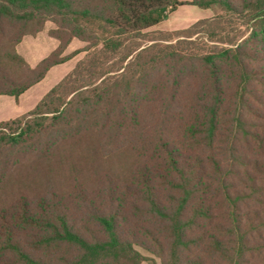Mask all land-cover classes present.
I'll list each match as a JSON object with an SVG mask.
<instances>
[{"label":"trees","instance_id":"trees-1","mask_svg":"<svg viewBox=\"0 0 264 264\" xmlns=\"http://www.w3.org/2000/svg\"><path fill=\"white\" fill-rule=\"evenodd\" d=\"M187 3L241 38L154 43L104 73L95 54L0 120V264H142L139 247L264 264V0H0V95L69 60L73 38L116 52ZM48 20L59 43L32 66L16 44Z\"/></svg>","mask_w":264,"mask_h":264},{"label":"rangeland","instance_id":"rangeland-1","mask_svg":"<svg viewBox=\"0 0 264 264\" xmlns=\"http://www.w3.org/2000/svg\"><path fill=\"white\" fill-rule=\"evenodd\" d=\"M55 26L54 22L48 20L42 30L26 34L22 41L16 44V50L32 66H35L57 47L59 41L50 35V30ZM244 30L245 26L238 21L231 20L229 15L221 9L202 8L187 3L179 5L160 23L142 30L141 33L125 36L124 45L116 52H107L102 55L99 53L101 45L91 47L88 42L73 38L61 53V56L72 55L69 60L52 66L41 81L31 86L18 98L12 95H0V120L13 118L31 110L42 96L71 72L79 62H87L93 59L95 54L101 59L98 61L101 67L98 71L104 73L107 69L116 70L120 65L125 66L141 49L154 43L175 44L185 37L187 39L203 38L209 43L208 45L225 43L220 40L240 39ZM187 35L190 36L187 37ZM106 75L99 77L98 82ZM71 96L72 94L68 99ZM16 183H18L17 180L13 182L14 185ZM139 250L146 257L142 264H160V260L150 252L140 247Z\"/></svg>","mask_w":264,"mask_h":264}]
</instances>
